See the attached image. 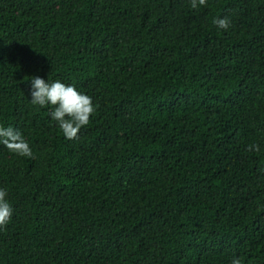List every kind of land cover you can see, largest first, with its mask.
<instances>
[{
  "label": "trees",
  "instance_id": "16d2710c",
  "mask_svg": "<svg viewBox=\"0 0 264 264\" xmlns=\"http://www.w3.org/2000/svg\"><path fill=\"white\" fill-rule=\"evenodd\" d=\"M0 264H264V0H0Z\"/></svg>",
  "mask_w": 264,
  "mask_h": 264
}]
</instances>
